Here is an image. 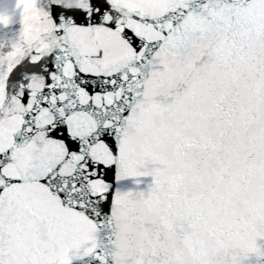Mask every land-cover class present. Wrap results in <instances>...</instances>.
<instances>
[{
    "label": "snow or ice",
    "instance_id": "1",
    "mask_svg": "<svg viewBox=\"0 0 264 264\" xmlns=\"http://www.w3.org/2000/svg\"><path fill=\"white\" fill-rule=\"evenodd\" d=\"M0 264H264V0H0Z\"/></svg>",
    "mask_w": 264,
    "mask_h": 264
}]
</instances>
